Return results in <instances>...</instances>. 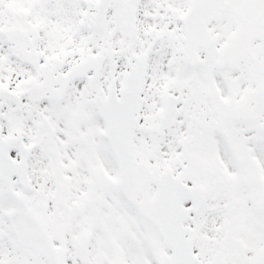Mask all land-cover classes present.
<instances>
[{
	"label": "snow or ice",
	"instance_id": "1",
	"mask_svg": "<svg viewBox=\"0 0 264 264\" xmlns=\"http://www.w3.org/2000/svg\"><path fill=\"white\" fill-rule=\"evenodd\" d=\"M0 264H264V0H0Z\"/></svg>",
	"mask_w": 264,
	"mask_h": 264
}]
</instances>
